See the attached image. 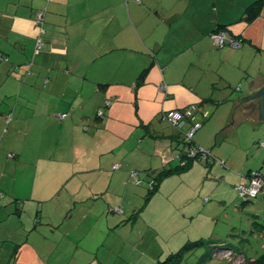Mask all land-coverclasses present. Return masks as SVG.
I'll return each instance as SVG.
<instances>
[{
	"label": "crops",
	"instance_id": "1",
	"mask_svg": "<svg viewBox=\"0 0 264 264\" xmlns=\"http://www.w3.org/2000/svg\"><path fill=\"white\" fill-rule=\"evenodd\" d=\"M141 1L0 0V56L8 59L0 64V264H182L170 259L186 246H173L179 231L155 222L166 213L145 216L175 172L152 195L141 185L178 168L186 150L181 134L160 123L162 112L196 104L215 118L220 101L213 62L181 76L174 69L183 58L216 60L211 35L221 27L263 51L264 6L248 22L246 11L237 20L220 15L217 0H190L189 22L173 33L180 14L147 17ZM261 61L252 87L240 86L242 100L264 89ZM132 155L149 162L136 176Z\"/></svg>",
	"mask_w": 264,
	"mask_h": 264
},
{
	"label": "rangeland",
	"instance_id": "2",
	"mask_svg": "<svg viewBox=\"0 0 264 264\" xmlns=\"http://www.w3.org/2000/svg\"><path fill=\"white\" fill-rule=\"evenodd\" d=\"M189 1L142 0L141 3L150 7L147 17L160 11L180 14L177 17L181 19L173 27L174 33L178 25L189 22L186 17ZM256 1L258 0H217V6L220 15L228 13L237 20ZM193 3L196 4L197 0H193ZM167 28L164 29V34L168 33ZM183 36L181 38L186 37ZM227 38L230 40L233 37L227 34ZM240 43L239 48L229 45L218 47L214 44L216 60L213 55L207 54L202 60L195 61V64L189 58H183L174 69L181 76L188 71L198 70L200 65L208 68L209 62H213L215 65L212 64V67L216 66V81L220 84H216L219 89L216 97L220 101L214 108L216 117L211 116L195 138H200L202 148L211 152L216 163L194 160L189 162L187 169H179L167 178L162 188L163 195L151 204L150 212L145 214L148 219L155 220L158 215L166 213V219L155 222L158 226L161 223L179 231L176 236L181 238L182 243L179 242V246L173 244L176 250L185 244L202 241L198 247L183 253L180 259L182 264H248L264 255V187L249 202H245L236 189L239 185L246 184L247 176L255 172H260L264 180V147L261 145L264 143V120L253 109L240 104L244 97L240 86L242 84L243 89L249 90L254 84V77L260 71L261 60L264 59V49L259 51V45L248 48L242 41ZM246 47V53L242 54ZM227 51L228 53H224ZM155 54L153 52V56ZM241 77L244 80L241 81ZM207 80L208 78L205 79L206 83ZM207 107L210 111L213 110L210 106ZM160 123L165 125L164 120ZM168 126L170 125L167 124V128H172ZM48 142L49 145L46 146L55 145L51 138ZM129 158L136 164L133 171L138 173L145 171L141 167L149 164L146 160H136L135 155ZM178 161H175V165L180 164ZM28 175V172H19L18 179L28 178ZM129 177L131 178L130 175ZM141 189L144 190L145 197L149 184H142ZM242 259L247 262H240Z\"/></svg>",
	"mask_w": 264,
	"mask_h": 264
},
{
	"label": "built area",
	"instance_id": "3",
	"mask_svg": "<svg viewBox=\"0 0 264 264\" xmlns=\"http://www.w3.org/2000/svg\"><path fill=\"white\" fill-rule=\"evenodd\" d=\"M45 9L37 12L36 14V26L38 28L37 35V49L40 50L44 43L42 36L45 34V29L43 27L45 20ZM211 38L214 44L218 47H225L227 45L233 48H239L241 43L239 40L232 38L228 39L227 34L224 31H217L211 35ZM4 61H8L7 58L0 56V64ZM163 90H166V87H162ZM67 115H62V118H65ZM99 116L103 117V113L99 112ZM210 117V112L207 110H202L198 105L193 104L187 106L180 110H170L162 112V119L168 123L171 127L180 132L188 147L181 157H176L179 159L180 166L185 167L191 160L199 159L206 163H216V158L201 146L194 143V137L196 133L203 127V122ZM264 147V143L261 144ZM12 154H9V157H12ZM220 164L224 165V162ZM119 164L113 166L114 170L119 169ZM132 175H139L138 172H133ZM248 182L244 185H239L236 189L241 198L245 201L255 199L261 192L264 187L263 177L259 172L249 174ZM153 187V181L149 183V188ZM120 209H116V212H119ZM230 254V253H228ZM241 262V261H240Z\"/></svg>",
	"mask_w": 264,
	"mask_h": 264
},
{
	"label": "trees",
	"instance_id": "4",
	"mask_svg": "<svg viewBox=\"0 0 264 264\" xmlns=\"http://www.w3.org/2000/svg\"><path fill=\"white\" fill-rule=\"evenodd\" d=\"M263 6H264V0H258L256 2H254L250 7H248L246 9V12H245V16H246V20L248 22H253L256 18L259 17L262 9H263ZM224 28H219L217 31H220V30H223ZM216 31V32H217ZM144 75H142L140 77V83L138 82V86L143 84V81H144V78H143ZM211 116V115H210ZM98 117L100 118V116L98 115ZM210 118V117H209ZM208 118V119H209ZM207 121V119L203 122V125L204 123ZM180 133V132H179ZM181 134V133H180ZM197 134V133H196ZM196 136V135H195ZM181 137H182V140H183V144L185 145V147H188L185 140H184V137L183 135L181 134ZM194 143H195V137H194ZM196 144V143H195ZM210 152V151H209ZM184 154V151L181 152L178 156L181 157L183 156ZM195 160H199V159H195ZM194 161V160H191L189 161L190 163ZM189 167V163L187 164V166L185 167H182V166H179L178 168L176 167L174 170H169V171H164L162 173L159 174V176L156 177V179L153 180V187L152 188H149V195H152L158 188V185H159V182L162 180L163 177L167 176V175H170L172 172H178V170H185ZM260 173V172H259ZM261 175V173H260ZM262 176V175H261ZM253 200V199H252ZM250 200L248 201H245V202H249ZM200 244H202V241H196V242H193L191 243L190 245H186L184 250H182V252L178 253V254H175L174 256H172V258L170 259H178L179 261H181L180 259L182 258L183 256V253H185V251H187L188 249H193V248H196L198 247ZM242 263L244 262H247V260H244L242 259L241 261ZM248 264H264V255L259 258L258 260L256 261H253V262H248Z\"/></svg>",
	"mask_w": 264,
	"mask_h": 264
},
{
	"label": "water",
	"instance_id": "5",
	"mask_svg": "<svg viewBox=\"0 0 264 264\" xmlns=\"http://www.w3.org/2000/svg\"><path fill=\"white\" fill-rule=\"evenodd\" d=\"M242 105L247 108L260 111V119L264 120V89L258 92L256 95H251L243 100H241Z\"/></svg>",
	"mask_w": 264,
	"mask_h": 264
},
{
	"label": "flooded vegetation",
	"instance_id": "6",
	"mask_svg": "<svg viewBox=\"0 0 264 264\" xmlns=\"http://www.w3.org/2000/svg\"><path fill=\"white\" fill-rule=\"evenodd\" d=\"M257 94V93H256ZM256 94H254V95H256Z\"/></svg>",
	"mask_w": 264,
	"mask_h": 264
}]
</instances>
